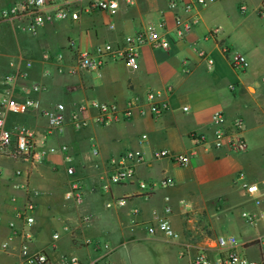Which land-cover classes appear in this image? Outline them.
<instances>
[{"label": "crops", "instance_id": "crops-1", "mask_svg": "<svg viewBox=\"0 0 264 264\" xmlns=\"http://www.w3.org/2000/svg\"><path fill=\"white\" fill-rule=\"evenodd\" d=\"M17 1L0 0V10ZM170 1L120 2L110 15L88 10L91 0H70V7L80 10L77 21L47 23L33 33L0 23V103L9 74L19 75L14 95L35 102L23 114L2 111L5 128L32 131L41 150L67 147L34 164L0 157V264H24L41 251L51 264H61L64 256L82 264H191L202 250L211 264H219V236L234 237L242 257L264 260V187L255 205L237 180L239 175L248 183L264 180V0H206L188 15L182 3L189 0H179L175 8ZM178 17L181 38L176 35ZM151 28L169 46H139L136 70L121 61L80 67L79 53L92 55L103 44L120 47L124 37ZM231 53L245 59L243 71L231 67ZM167 87L172 89L164 98L168 109L158 118L141 115L146 93ZM90 101L121 111L130 103L138 107L128 119L107 126L94 123L97 112L88 111L85 125L76 129L72 116ZM57 104L64 107L61 132L52 131L41 114ZM215 112L222 113L224 125L241 118L245 152L214 147ZM129 150L143 154L134 181L105 191L112 162ZM162 150L188 155L189 164L155 158ZM165 179L172 185L160 187ZM73 180L80 183L79 202L65 198ZM138 182L156 186L148 193ZM118 199L123 206L106 207ZM26 202L33 205L34 218L28 229L16 217ZM243 212L255 214V222L249 224ZM161 218L168 220L176 239L147 233L145 226ZM10 221L14 228L7 226Z\"/></svg>", "mask_w": 264, "mask_h": 264}, {"label": "built area", "instance_id": "built-area-1", "mask_svg": "<svg viewBox=\"0 0 264 264\" xmlns=\"http://www.w3.org/2000/svg\"><path fill=\"white\" fill-rule=\"evenodd\" d=\"M132 0H91L88 10L106 12L110 15L114 14L120 2L130 4ZM179 0L169 2V7L175 8ZM182 12L188 15L194 5L205 6L206 0H189L187 3H182ZM240 10H244V6H240ZM263 13V12H261ZM80 16L79 9L70 7V0H19L0 10V23L7 22L15 25L18 29L26 32H35L37 28L51 22L64 20L77 21ZM182 20L178 17L175 21L176 35L178 38L183 36ZM190 25L185 26L188 29ZM109 29L113 26L109 25ZM147 45L151 48L167 49L169 46L165 36L160 31L151 28L142 32H138L132 36H126L120 47L112 44H103L97 46L93 54L79 53V65L85 69H97L107 62L121 61L130 70L137 69V54L136 49L139 46ZM228 61L231 67L238 71H243L246 67L245 59L237 54L231 53L228 56ZM211 63V62H209ZM22 75V74H21ZM24 76V74L22 75ZM19 75L9 74L3 79V98L0 103V157L9 158L12 160H26L31 164L42 161L46 154H51L59 151L64 153L67 151L66 146H60L59 149L49 148L46 151L41 150L36 142L35 134L24 127L5 128V121L2 117V111L11 114H23L30 109L35 108V102L31 98L18 99L13 92L16 80ZM233 89V87H230ZM37 91V87H33ZM172 89L170 87L164 90H149L145 95V107L138 108L141 115H149L153 118L160 117L167 109L168 103L164 99L170 95ZM138 106L134 103L128 104L124 110H119L115 105L102 104L97 101H90L87 104H81L77 108V112L72 116L73 126L78 129L85 125L84 115L88 111L97 112L94 118V123L102 126L110 125L116 121L128 119L132 111ZM64 107L57 104L55 107L42 110L41 114L46 117L48 127L55 132H61L64 124L63 116ZM187 111V107L182 108ZM212 124L215 126L213 132L214 147H225L231 153H242L247 149L246 142L242 136L243 122L241 118H235L229 124L224 125V116L221 112H215L212 115ZM145 136L142 137L144 139ZM142 152L138 150H129L122 154L116 162H112V169L102 188L108 191L110 186H119L129 182H133L135 178V167L142 162ZM155 158H167L170 161L180 165L187 166L189 164L188 155L173 154L167 150L158 151L154 154ZM68 175H73L74 170L68 168ZM19 174V172H17ZM238 184L240 189L245 194L247 199L251 200L255 205H259L258 195L261 191V186L264 187V180L261 183H248L242 175H239ZM172 182L169 179L162 180L159 183L160 187L171 186ZM140 189L151 193L154 190L155 184L138 182ZM253 189H255L253 191ZM65 198L74 202H79L82 198L80 183L77 180L70 181L68 191L65 193ZM124 200L118 199L113 204L108 203L106 207L116 205L123 206ZM33 205L26 202L21 210L16 213V217L23 222L25 229L30 228L34 223L32 216ZM241 216L249 223L253 224L256 220L255 214L243 212ZM1 220V218H0ZM87 221V219L82 220ZM7 226L14 228L13 222H7ZM145 229L148 234H154L156 231L161 232L166 237L176 239L178 235L173 230L167 219L161 218L155 224H147ZM57 238V235L53 236ZM215 245L220 250L221 257L219 264H264V260L250 261L237 251V241L232 236H219L215 239ZM264 247V241L260 242ZM5 245H3V248ZM97 248L98 245H95ZM107 249V245H103ZM24 264H51L48 255L44 252H38L25 260ZM61 264H82L75 256H64ZM191 264H211L205 251H199L191 261Z\"/></svg>", "mask_w": 264, "mask_h": 264}, {"label": "snow or ice", "instance_id": "snow-or-ice-1", "mask_svg": "<svg viewBox=\"0 0 264 264\" xmlns=\"http://www.w3.org/2000/svg\"><path fill=\"white\" fill-rule=\"evenodd\" d=\"M255 189H253V191H254Z\"/></svg>", "mask_w": 264, "mask_h": 264}]
</instances>
